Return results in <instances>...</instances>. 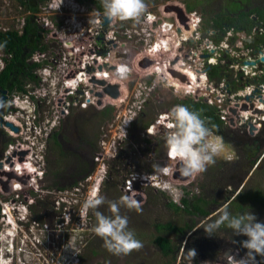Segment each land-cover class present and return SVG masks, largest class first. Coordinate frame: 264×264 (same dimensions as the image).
<instances>
[{
    "label": "rangeland",
    "instance_id": "obj_1",
    "mask_svg": "<svg viewBox=\"0 0 264 264\" xmlns=\"http://www.w3.org/2000/svg\"><path fill=\"white\" fill-rule=\"evenodd\" d=\"M16 1L19 2V0ZM144 2L147 5L145 13L152 15L148 17V22L153 20V16L157 20L167 22L168 27H172L171 38H169L174 42L176 39L184 37L189 29L184 28L183 24L182 26L178 25L177 13L168 10L169 7L175 6L184 9L185 13H196V17L201 19L200 29L202 30L210 26L214 16L225 15V10L230 3L235 4V7L243 11L240 16L244 19L248 20L257 15L264 17V0H144ZM14 4V0H0V27L2 29L7 28L8 15L5 16V12L9 8H14ZM48 4V0H40L36 18L44 16L46 19L49 16L50 20L53 17L60 19L59 17L62 16L47 13L49 11ZM80 5L87 8V6ZM188 8H191V12ZM185 16L187 17L186 14ZM84 19L87 20L86 17ZM40 20L43 22L42 19ZM144 20L145 18L142 16L135 21L112 20L113 22H110L109 25L115 24L114 27L111 28L108 25L110 32L111 29H116L113 35L117 37L119 35L118 31L121 32L123 28L129 29L130 33L134 35L136 33L132 29L137 28L141 35V40L136 41L135 39L129 41L128 38H120L115 43L110 39L111 37L106 39L107 42L111 41L107 53L109 54L112 51L109 61L114 59L111 57L115 56L117 52L110 49L111 45L114 46L118 42L127 47L126 53H130L129 59L122 61V64L127 66L128 69L124 73V79L118 81V76L115 75L114 78L111 77L113 80L110 78L111 81L108 79V82H106H112L119 86L120 99L131 96L128 102L122 105L119 100H112L108 94H102L104 85L103 89L93 86L97 91H93L90 96L88 93L91 87L88 83L86 84L88 86L83 87L81 90L88 91L89 89L87 94L91 101L84 96L85 93H80L84 96L81 102L88 103L87 109L82 108V105L76 107V103L79 101H71L72 106L67 113L64 107H61L63 96H66L67 90L61 86V82L59 83L60 73H58L57 86L55 82L49 81L44 86L47 89L44 93L48 96L42 95L44 99L36 100L37 104L39 103V107L37 105V118L35 120V117L32 118L41 125L42 132L38 133L35 143L34 140L29 141L34 143L35 147L26 142L25 138L31 135H29L28 127L25 120H23L26 132L22 131L20 133V137L23 136V139H19L21 143L29 145L37 153L35 159L37 156H42L43 151L48 154L45 160L42 161L46 174L44 179L39 182L40 188L36 186L40 190L34 192L31 188L26 187L23 192H19L20 197L16 193L5 197L9 204L13 200L20 203V200H23L26 196L31 199L27 206L26 222L23 220L24 222L20 223L18 218L21 217L15 214L20 228L15 233L32 234L33 237H38V245L31 246L29 243L34 242L32 239L16 238L12 241L10 238L3 240V236H6L8 230L11 229L7 223L12 222L9 221V217L7 222L3 213L4 201L3 204L0 203V249L7 248V246L4 248L7 242L9 246L10 244L18 246L22 254H28L29 256L25 260L22 256L23 264H235V261L243 257L247 251L241 246V242L246 237L234 235L233 230L229 229L226 224L212 230L210 233L205 232V227L218 219L225 209L231 216H238L251 211L259 221H264V205L253 203L249 198L259 193L264 199V159L259 163L255 161L252 167L251 162L245 160L236 149L237 158L233 162L217 159L216 163L207 167L205 172L190 179L184 178L182 174H179L181 177H176L177 175L169 176L168 190L142 186L144 183L141 182V179L145 176L157 174L166 166L168 168L172 166L174 171L175 167L180 164V161L177 165L170 163L171 160L177 159L172 156L169 157V150L165 141L166 134L162 131V128L156 131V138L153 139L146 138V129L155 123L159 115L178 105L180 100H193L196 98L172 91L168 86L170 80L166 78L164 70L163 72L159 71V67L155 69H157V73L162 72L165 81L158 76H151L153 63L147 68L140 66L145 61L150 62V59H157L158 63L166 64L167 67L172 69L176 66L177 69L179 67L178 62L173 66L169 62L177 58L176 54H180L179 52L182 49L177 48L178 50H174L170 48L168 51L166 48L158 55H154L153 58L147 57V55H150L147 48L148 46L150 48L151 41H145L147 33L146 30L142 31L146 29L142 26ZM42 22H40V25L43 24ZM138 23L140 29L137 27ZM50 28H52V25ZM53 32L54 30L43 37V43L47 44L51 50V58L57 57L56 51L59 50L56 47L62 44ZM110 32L109 35L112 36ZM105 33L108 34V32L102 31L100 35L103 36ZM100 35L98 37L101 38ZM94 41L95 44H99L97 37ZM191 47L193 46H185V48L183 46L185 50H189ZM67 51L69 52V50ZM68 52L67 56L70 57ZM74 56L76 55L74 54L71 57ZM168 63L170 66H168ZM70 64L69 72L74 73L80 69L79 61L75 62L72 58ZM108 66V69L114 68V65L109 64ZM131 76L133 78L130 81L128 91V82ZM140 86L145 90L152 88L153 93L146 103L144 111L131 125V128L125 130L129 132V135H126L123 129L126 123L131 120L128 116V110L134 103L137 104L138 102L135 101L132 95L139 90ZM48 90L50 93L47 92ZM9 93L11 94V92ZM10 94L3 90L0 91V159L6 158L10 148L9 144L15 142V138L5 130L7 128L12 133H15V131H12L7 125L5 126L3 121L1 122V117L6 115V111L9 110L6 101L9 99ZM95 99L100 101H95ZM62 108L64 111H62ZM106 110H109L108 115L104 113ZM13 115L16 116V114ZM18 118L20 119L19 116ZM49 120L53 123L49 124ZM53 126L55 127L53 128ZM215 134L223 136L225 141L233 146L234 142L231 138H238L237 133H233L229 128L222 125L219 132ZM101 139H105L109 143L110 152L108 155L106 152L103 153L104 159L98 160V156L102 152ZM257 139L264 143V132ZM55 140L62 147L56 145ZM114 144H116V148L119 147L120 149V157L116 160H113L114 153H111V150H115L111 148V145ZM262 146L264 147V145ZM16 152L13 156L7 157L9 164L24 158V155ZM27 153L30 154L31 152L28 151ZM103 163L109 165L108 175H106L107 180H105L100 195L105 202L95 210L90 209L86 217H82L80 215L81 206L93 192L96 193L93 189L94 182H88L87 180L96 175L93 179L95 181L98 172L102 170ZM178 169L179 171L176 174L181 173L180 167ZM104 174L98 179L99 181L102 180ZM10 179L16 181L13 177H10ZM136 179L138 182H135ZM153 179L156 180L157 178ZM129 181H132L135 186L132 191L127 190V187H132L128 186ZM160 181L156 180V182ZM78 187L81 189L79 190ZM122 196L131 197L138 205V209L131 210L121 205L119 215L127 217L128 230L134 233L135 238L141 241L143 246L128 255H114L104 247L103 240L92 231L96 223L94 211H99L105 216H113L109 203L119 202ZM240 196L248 197L249 200L248 198H239ZM2 198L4 199L0 195V199ZM184 199H188L191 204H199L208 212V215L201 217L196 212L188 213L183 205ZM30 202H32L31 205ZM15 205L18 206L17 204L12 206ZM175 206L180 207L182 210L177 211ZM8 209L11 211L10 207ZM24 223L28 225H24ZM169 224L182 229V232L159 231L158 227ZM159 237L169 241L171 247L175 249L176 252L172 256L166 257L162 254L156 245V240ZM190 249H195L197 253L195 259L189 257ZM257 258L260 259L261 264H264V257L258 256Z\"/></svg>",
    "mask_w": 264,
    "mask_h": 264
},
{
    "label": "built area",
    "instance_id": "obj_2",
    "mask_svg": "<svg viewBox=\"0 0 264 264\" xmlns=\"http://www.w3.org/2000/svg\"><path fill=\"white\" fill-rule=\"evenodd\" d=\"M182 10L184 14H190L185 13L184 9ZM150 16L152 15H150L149 13H146V15L144 16L145 20L143 21L142 26L146 29H143L142 31H149V29H152L151 26L155 22H157V19L155 17L152 18L153 20L151 22H148V17ZM195 19L196 21H193V19L189 18V20L185 23L187 29H189L188 23H191L193 30L190 34V37L188 39L183 40L182 42L177 41V43L174 45H176V47L182 48L180 51L181 57L178 58V61L184 60L182 62L188 63L189 66L194 67L197 70L199 74L198 77L202 78L206 82V88H204L206 92L201 93L200 91H198L197 94H191L186 96L196 97L195 99H193V101L201 102L210 107H213L215 110V115L220 121L221 125L226 128H229L230 131H233V133H237L238 137H245L246 140H257L258 136L262 132H264V26L260 22H258L255 17H251L249 18V20L252 21V28L250 33L246 35L243 33V31H237L233 29H229L225 32H219L211 28L201 30V19L196 16ZM163 21L161 22V29H159L157 26V30L155 29L154 32L151 31V33H147L145 37V41L147 42L151 41L150 38H152L153 47L155 48L158 43L154 40L153 36L159 35L160 33L162 34L165 31V23ZM178 25L182 26L179 21ZM110 33L112 34V36L108 35V37L110 36L112 40L117 43L115 41L117 36L113 35L114 31L112 30ZM138 39L141 40V35L139 33L138 37H135V41ZM118 44L121 45V42H118ZM183 46L184 48L185 46L193 47H191L189 50H185ZM114 57L115 56L113 55L111 58ZM147 57L151 58L150 55H147ZM99 58L105 59L102 56H100ZM6 64L7 56L5 52L0 49V74L3 72L4 68L6 67ZM207 66L210 67L208 70H206ZM215 67H217L218 72L220 71L221 73L217 74V77L210 78V69ZM70 73L71 72H69V74ZM213 79L215 80L213 81ZM66 83L69 84L70 81H66ZM84 91L87 94L88 91ZM73 92L74 90H70L66 92V95L71 94ZM152 93V88H148L145 90L142 86H140L139 90H137L135 94L132 95L135 101H138V105L134 103L133 106H131V108L128 110V116L131 119L135 118V116L139 117L138 115H140L141 112L144 111L146 103L148 102H146V98L147 100L150 99ZM129 97L131 96H126L125 98L119 99L120 103L124 105L125 102L129 101ZM12 100L16 101V97L12 99L9 97V99L6 101L8 106L12 105ZM89 101H91V99ZM70 103V101H66L61 106L64 107V110H66L67 113L69 108L72 106ZM79 105H82V108L84 109H87L88 107V103L85 102L76 103V107ZM64 110L62 108V111ZM170 111L171 110L166 111V113H164L166 115H159L155 123L149 126L146 129L145 133L152 132V129L157 123L160 122V120H162L163 123L164 116L167 119L165 127H161L162 131L165 134L171 131L167 129L168 125L170 123H173V121L169 117ZM8 117L15 118L17 120V123L14 125L16 127H19L20 132L12 133L7 128L5 130L7 131V133L12 135L13 138H15V142L9 144L10 148L8 149V154L6 158L0 159V195L4 197V199L2 198L3 200L0 199V203L3 204L4 201L3 213H6L8 209L7 205L9 204V201L5 197L11 195L12 193H16V195L20 197L19 192L23 188L34 184L35 181L38 179V177H36V173L34 172V175L31 177H29V175L27 174H24L20 178H15V183L14 181H11L12 179H10V176L5 174L7 172L3 171L4 166L5 168L7 166H10L7 157L13 156L15 151H19L22 155V153H24L23 150H28L31 153L28 154L26 152L28 155L24 157L25 161L23 162V166L25 165V167H28L27 164L30 163V166H33L36 170H38L39 168V166L37 168V165L35 163L36 155H34L33 153L34 150H32L29 145H33L35 147L34 143L36 139V134L40 132V129L36 127L34 131L36 134L34 133L35 135H33L31 133L32 129L28 127L27 131L29 130V135L31 136L25 139L26 142L29 143V145H25V143L22 144L19 140L20 133H22V131L24 133L26 132L24 130L23 123L19 119H17V117L12 113L6 114L4 116V119ZM126 127L127 125L124 127L123 131L127 130ZM11 130L14 131L12 128ZM157 130L159 129H156V131ZM125 132L126 135H129V132ZM21 138L23 139V136ZM153 138H156V136L152 137V139ZM29 141H33L34 143H31ZM100 145L102 152L98 156V160L104 159L105 156L103 155V153L106 152V154L108 155L110 152L109 143L105 139H101ZM111 148L115 149L111 150V153H114L113 160L118 159L120 157L119 147L116 148V144H114L111 145ZM263 159L264 150H262L261 155L259 156V162ZM21 160L22 159L16 162L19 163ZM170 163H175L177 165L178 160L173 159ZM103 164L104 165H102V170L100 172L105 173L104 175L106 176L108 175L107 171L109 165H107L106 163ZM172 171V166H169V168L166 166L157 174L145 176L141 179V182L144 183L142 186L145 188L157 187L168 190L169 179L171 175H175L176 172L179 170H176L175 167V170L173 172ZM153 178H157L156 180L161 181L156 182V180ZM145 181H147V183ZM135 182H138V180L136 179ZM158 183H160V185H158ZM128 186H132L127 187L128 191H132L135 188L132 181H129ZM7 188L9 189L8 191H6ZM78 189L80 190L81 188L78 187ZM11 204L14 203L12 202Z\"/></svg>",
    "mask_w": 264,
    "mask_h": 264
},
{
    "label": "clouds",
    "instance_id": "obj_3",
    "mask_svg": "<svg viewBox=\"0 0 264 264\" xmlns=\"http://www.w3.org/2000/svg\"><path fill=\"white\" fill-rule=\"evenodd\" d=\"M101 3L104 9V16L113 20L135 21L138 20L147 10V5L145 4L144 0H101ZM68 66L69 63L56 65V78L58 76V73H60L61 77L69 72ZM127 71L128 69L124 66H121L119 68V72L121 74L126 73ZM77 76H75V78ZM48 77L53 78L50 81H56L53 77L52 70H48ZM66 81L64 82L62 87L67 90L68 84L66 83ZM46 82L47 81L45 80L44 83ZM57 84L58 83L56 81V86ZM85 86V84H77L72 89L74 90L73 93L63 96L64 99H62V103L63 100L66 102L67 99L69 101L81 102L80 99H83L84 96H86L87 98V94L85 93V91L84 96L80 94L81 87ZM46 90L47 89L43 88L41 91H38L36 95L28 97L27 100L24 99L21 101L19 97L18 99H16V101L12 100V105L8 106L9 111H11L12 109L16 110L17 119H19V116L21 119H19L20 121L25 120V122H27L26 126L32 129L31 133L33 135L36 134L33 131V127L37 126L38 128V123L34 121L37 118V105L39 107V103L37 104L36 100L44 99L42 95L48 96L46 93H44L46 92ZM47 92H49V90ZM10 98L12 99V97ZM148 100L146 98V102ZM32 117H35L34 120ZM169 117L173 121V123H170L168 125L171 131L166 133V146L169 150L170 156L180 161V172L183 176L193 177L199 175L205 172L207 170V167L214 165L217 159H224L227 162H233L237 158L235 147L232 144L226 142L223 136L216 135L211 128L207 127L205 121L202 120L196 112L190 111L184 105H176L171 109ZM137 118L138 117L135 116V118L131 119L126 129L131 128V125ZM4 123L7 124L5 121ZM50 123L51 122H49V124ZM12 125L14 126V124ZM54 127L55 126H53V128ZM16 128L19 129V127ZM39 129L40 132H42L41 125ZM37 135L38 133L36 134V138ZM34 155H37V153L34 152ZM46 155V151H43V155H40L41 157L37 156L36 158L35 163L37 165V168L40 165V169L38 168V170L35 171L36 177H38V182L43 180L44 175L46 174L44 172L45 167L42 165V161L45 160ZM5 174H8V172ZM24 174L27 173L21 172V174H16L17 177L13 178H20ZM38 187L40 188V186ZM28 188H31V190H34V192L40 190L39 188H36V182L32 185H29ZM24 189L25 188H23L20 192H23ZM94 191H96V193H92L91 196L87 198L81 206L80 215L82 217H86L90 209L95 210L105 202L104 198L100 197V184L95 187ZM23 200H20V203H15L18 206H12L13 204L7 205V207H10L11 209V216L14 219V222H8V217L10 216L6 211L4 215L6 216V220L8 222L7 224L11 227V229L8 230L6 236H3L4 240L11 238V240L14 241L16 238H21L18 235L22 233L15 232H18V229H20L18 227L19 222H24L23 220H25L26 222V218L28 215L27 207L22 203ZM31 204L32 203H30V205ZM121 205L128 208L129 210L134 208L138 209V205L131 197L122 196L119 202L109 203L110 211L114 214L113 216H105L99 211H94L96 223L93 226L92 231L96 236L103 240L104 247L114 255H128L134 250H139L143 246L141 241L135 238L134 233L128 230L127 217L119 215V207ZM15 214L21 217L18 218L19 222L16 220ZM224 224H226L229 229L233 230L234 235L246 237V239L241 242V246L247 251L245 252V255L243 257L235 261V264H258L257 257H264V221H259L256 215L251 211L246 214L231 216V214L225 209L222 211V214L219 215L218 219H216L212 224H209L205 227V232L210 233L212 230L218 229L221 225ZM24 225L28 224L24 223ZM6 246L7 248H5ZM4 248V250L0 249V264H23V261L21 259L22 256L24 260L29 257L28 254H22V251L19 250V247L15 246L14 244H10L9 246V243L7 242V245H5ZM188 255L190 258L195 259L197 253L195 249H190Z\"/></svg>",
    "mask_w": 264,
    "mask_h": 264
},
{
    "label": "flooded vegetation",
    "instance_id": "obj_4",
    "mask_svg": "<svg viewBox=\"0 0 264 264\" xmlns=\"http://www.w3.org/2000/svg\"><path fill=\"white\" fill-rule=\"evenodd\" d=\"M10 1H13V0H10ZM48 1H49V4H48L49 11L47 13H55L56 16H62V17H59L60 19H58V17H57V19H56V17H53L50 20L49 16L46 17V19L44 16H42L41 18H36L37 12L39 11L40 0H19V2L14 0L15 7L9 8L5 12V16L8 15V17H7V28L2 29V27H0V34L1 33H5V34L7 33V34H10L11 37H14V35L17 34V37L19 39H22L23 41L27 40V42L25 41V43L22 45V53H21V60L22 61H21V63L22 64L25 63V67H28L27 65H31V66L35 65L32 69L26 68V71L31 72V74L33 75L32 77H30L29 75H23V74L17 76V79L20 82L22 90H19L18 86H15V88L11 89L13 91H11L10 89L5 90L6 92H8V94H10L9 92H11V94L9 95L10 97H12V98L16 97V99L20 97L21 101L24 99L27 100L28 97H30L32 95H36V93H38V91H41L44 88V86L46 84H48V82L50 80L53 79V78L48 77V70H52L53 77L56 80V73L54 74V72H56V65L65 64L68 61L71 63L72 58L75 62L79 61L80 69L78 71H75L74 73L71 72L69 74V72H67L66 74H64V76H61L59 79L60 81H62L61 86H63V84H64V79H62V78H66V79L75 78V76H77V75L79 77L86 78V79L90 80L91 82L100 84V82H102V81L100 79L95 78L96 77V71H99V70L102 71L103 69H105L106 65H102V64L107 63L108 61L106 62V60L102 59V58L99 61V57L102 56L104 58H107L108 56H110V53H111L110 52L109 55H107V53L109 51L108 47H110L109 45L111 44V41L107 42L106 39H107L109 32H110L109 26H111V28H113L115 24L109 25L110 22H108V23L106 22V19H105L106 17L104 16V10H102L103 6L101 3V0H48ZM80 4L87 6V8L81 7ZM228 6L229 7H227L225 10L226 14L220 15V16H229V17H239L240 18V14H241V12L243 13V11H241L240 8L235 7V4H233V3H230ZM41 8H43V7H41ZM0 13H1V11H0ZM145 15H146V13H144L142 15V17L144 18ZM84 17H86L87 20H85ZM153 17H155V16H153ZM40 19H42L43 22ZM241 19H244V18H241ZM162 21L163 20H157V22H155L151 27L155 28V27L161 25ZM40 22H42L43 24L40 25L41 24ZM111 22H113V21H111ZM142 24H143V21H142ZM165 24H167V22H165ZM51 25H52V28H50ZM137 27L140 29L139 23L137 24ZM207 28H211V29H214L216 31H219V29L213 27L211 25V23H210V26ZM229 29H233V30H237V31L238 30L243 31V33L246 35L249 34L251 31V28H249V30H247L246 26L243 27V25H240L238 27L222 26L220 31L225 32ZM53 30H54L53 33H54L55 37L59 40V42L62 43L61 45L56 47L57 50H59V51H56L57 57H55V58H51L50 48H48L47 44L43 43V37L47 33H49L50 31H53ZM111 30L116 32V29H111ZM99 31L100 32L105 31V32H108V34L105 33V35L102 36V35H100ZM132 31H134V33H136V35L131 34L129 29L123 28V30H121V32L118 31L119 35H118V37H116L115 41L116 42L119 41L120 38H124V39L128 38L129 41L134 40L135 37L136 38L138 37L139 32H138L137 28L136 29L133 28ZM99 35L101 36V38L98 37ZM86 36H88V38H86ZM25 37H27V38H25ZM95 37H97L99 39V44H95L96 43L94 41ZM34 45L37 47L36 50H34V48H33ZM84 46H87V48H84ZM115 46L117 47V44H115L114 46L111 45L110 49L115 48ZM102 48H105V49H102ZM0 49H2V48H0ZM2 50L5 52V54L7 56V64H6V67H7L8 64L14 60L15 53L11 49L10 50L2 49ZM67 50H69V52ZM67 52H68V55H70V57L67 56ZM74 54L76 56L71 57ZM128 54L130 57L129 52H128ZM70 63H69L68 67L71 66ZM94 64H96L98 66H94ZM92 66L95 67L96 69H94ZM215 68H217V67H215ZM219 73H221V72L219 71L218 74ZM100 74H102V73H100ZM158 75L163 76L162 72H158ZM106 76L111 78L109 75H106ZM165 76H169V75L166 73ZM132 78H133L132 76L129 77L128 91H129V84H130V81L132 80ZM45 80L47 82L42 83ZM120 80H123V79H120ZM32 83H34V84H32ZM94 83H92V84L94 85ZM55 85H56V81H55ZM89 85H90V82H89ZM93 85H91V86H93ZM101 85H102V83H101ZM86 86H88V85H86ZM82 88L83 87H81V89ZM88 91H89V89H88ZM81 92L84 93L83 90H81ZM92 92L89 91L88 94L91 96ZM89 99H90V97H89ZM80 100H82V99H80ZM95 100L98 101L97 99H95ZM64 102L65 101L63 100V103ZM62 104H61V106H62ZM6 113L7 114H9V113L16 114V110H13V109L11 111L8 110V112L6 111ZM2 121L6 122L8 120L4 119V116H2L1 122ZM49 122L53 123V121H51V120H49ZM10 123L16 124V119L13 118V120H11ZM22 123H24L23 120H22ZM25 124H27V122H25ZM126 125H128V122L126 123ZM36 127L35 126L33 127V131H35ZM39 127H40V124H38V128ZM152 137L153 136H149V139L150 138L152 139ZM231 139L234 142V147H235L236 151L238 150L239 154L242 155L245 160H247L250 163V162L256 160V158H257V163H259V156L261 155V152L264 148L262 146V145H264V143H262L259 139H257V140H246L245 137H238V138L232 137ZM26 152H28V151H26ZM18 153H20V152H18ZM47 155H46V157H47ZM169 157H170V154H169ZM24 161H25V158L23 159V161L21 160V162H24ZM15 164H16V162L10 164V166H7L6 168L4 166L3 171L8 172V173H16L17 175H19L15 169ZM25 168H29V166L25 167ZM32 168L33 169L30 168V170L35 172L36 169L34 167H32ZM25 172L29 173L30 171L26 170ZM100 174L102 175L104 173L98 172L97 177H95L96 178L95 181L93 179H94V176H96V175L91 176V178H88L87 181L88 182H94L93 183L94 184L93 189H95V187L100 183V195H101V189L105 183V180H107V178L104 175L102 180L99 181L98 178H99ZM29 176H32V175H29ZM35 182H36V186H40L38 179ZM243 186H245V185H243ZM239 192H240V190H239ZM10 200H12V199H10ZM30 200L31 199L28 196H26L24 198V200L22 201V203L25 204L27 207L28 202ZM13 203L15 204L16 200H13ZM30 203H32V202H30ZM7 212L8 213L10 212L9 215L12 214V212L10 210L8 211V209H7ZM197 215H199L201 217H206L200 213H197ZM9 221H10V217H9ZM18 236L23 238V239H26V240H28V239L34 240V242L29 243L31 246H33V245L35 246V245L39 244V241H38L39 238L36 236L33 237L32 234L22 233ZM0 240H1V238H0ZM3 240H4V238H3Z\"/></svg>",
    "mask_w": 264,
    "mask_h": 264
},
{
    "label": "trees",
    "instance_id": "obj_5",
    "mask_svg": "<svg viewBox=\"0 0 264 264\" xmlns=\"http://www.w3.org/2000/svg\"><path fill=\"white\" fill-rule=\"evenodd\" d=\"M94 2V1H93ZM95 3V2H94ZM102 10L103 7H102ZM188 10L191 12V8H188ZM196 16V15H195ZM257 20L264 26V17L257 15ZM242 17H229V16H220L216 15L212 18L211 20V25L215 28L220 29L222 26H233V27H238L240 25H243V27L246 26L247 30L249 28H252V21L247 20V19H241ZM29 33V32H28ZM27 38V37H25ZM17 37V34L14 35V37H11L10 34H5L1 33L0 34V48L2 49H8L12 50L15 53L14 60L8 64V66L5 68V70L0 74V90L5 91L6 89H13L15 86L19 87V90H22V87L20 85V82L17 79V76L23 74V75H29L32 77L33 75L31 74L30 71H26V68L32 69L35 65H27L28 67H25V63H21V53H22V45L27 42V40L23 41L22 39H19ZM34 50L37 49V47L34 45L33 46ZM24 62V61H23ZM218 74V69L217 68H211L209 72V77H217ZM13 79V80H12ZM13 91V90H11ZM178 105H184L186 106L190 111L196 112L202 120L205 121L206 126L211 128L215 133L219 132L221 123L218 120V118L215 115V110L213 107H210L204 103L201 102H195L191 99L189 100H180ZM106 115L109 114V110L104 111ZM56 145L59 147H62L61 144H59L58 141L55 140L54 142ZM63 153V152H62ZM181 174V173H180ZM239 198L242 199H247L248 197L240 196ZM251 202L259 204V205H264V199L263 197L258 193L255 194L254 196L249 197ZM248 198V200H249ZM183 205L186 207L188 213H200L204 216L208 215V212L204 210L202 206L199 204H191L188 199L183 200ZM175 209L177 211L182 210L180 207L175 206ZM159 231H169L171 233H181L182 229L174 226L173 224H169L166 226L158 227ZM156 245L158 248L161 250L162 254L166 257H170L174 254L175 249L171 247L170 242L167 241L164 238L159 237L156 240ZM258 264L260 263V259L257 258Z\"/></svg>",
    "mask_w": 264,
    "mask_h": 264
},
{
    "label": "bare ground",
    "instance_id": "obj_6",
    "mask_svg": "<svg viewBox=\"0 0 264 264\" xmlns=\"http://www.w3.org/2000/svg\"><path fill=\"white\" fill-rule=\"evenodd\" d=\"M196 14L195 13H190L189 15H187V18L189 19V18H191V19H193V21H196V19H195V17H193V16H195ZM185 16V15H184ZM186 17V16H185ZM112 21V20H111ZM166 21H168V20H166ZM168 22H171V21H168ZM168 25L169 24H165V31L161 34H159V35H154L153 36V38H154V40L155 41H157V43H158V45H156V48L155 47H153V42H152V38H150V40H151V46H150V49H149V46H148V52H149V54H150V57L151 58H153L154 57V55H158L159 53H161V51H163V49L165 50L166 48H167V50L169 51V49L170 48H172V49H174V50H176L177 48L179 49L180 47H176V45H174V44H176L177 43V41H183V40H185V39H188L189 37H190V35L189 34H191V32H192V26H191V23L188 25L189 26V31H188V33H187V31H186V33H185V35H184V37H181V38H179V39H176V41L174 42V41H171L170 40V38H171V30H172V27L170 28V27H168ZM167 26V27H166ZM158 28L159 29H161V25H159L158 26ZM157 30V27H153L152 29H149V31H147L146 33H151V31H153L154 32V30ZM168 30H170V31H168ZM110 37V36H109ZM170 37V38H169ZM111 40H112V38H110ZM110 42V41H109ZM84 48H87V46H84ZM80 49V48H79ZM177 49V50H178ZM112 50H116L117 52H121V53H123V52H127V47H125V45L124 44H121V45H119V44H117V47L115 46V48H112ZM112 52V51H111ZM180 53V52H179ZM176 56H177V58H179V57H181V55L180 54H176ZM109 58H110V56H108L107 58H105V60L106 61H108L107 63H104V64H102V65H106V68L105 69H103L102 71H96V77L95 78H97V79H100L104 84V86L106 87V84H114V83H112V82H109V83H106V82H108V79L110 80V78L108 77V76H106V75H109L110 77H112V78H114V76L115 75H117L118 77H117V80L118 81H120V79H124V73L123 74H121L120 72H119V68L121 67V66H124V67H126L127 68V66H125L124 64H122V61L123 60H121V59H113V60H110L109 61ZM101 60V58H99V61ZM152 61V63L154 64L153 66H152V68L151 69H153V71H152V73H150V75L151 76H158V77H160V78H162L163 79V81H165V78L164 77H162V76H160V75H158V73H157V69H155V68H157V67H159V71H162L163 72V70L172 78H170L169 76H166V78L168 79V80H170V85L168 84V86H169V88L170 89H172V91L174 90L175 92H178V93H181V94H183V95H191V94H197V92L198 91H200L201 93L202 92H206L205 91V89L204 88H206V82L202 79V78H200V77H198L199 76V74H198V72H197V70L194 68V67H191V66H189V64L188 63H185V62H182V61H184V60H180V61H178V63L177 64H179L178 66V68L176 69L175 67H174V70L175 71H177V72H179V73H181V74H183V75H185V77H186V82H180V81H178L177 79H175V78H173V76L168 72L169 71V69H170V67H167V65L166 64H160V63H158L159 61L157 60V59H150V62ZM109 64H111V65H114V68L113 69H108V65ZM176 64V65H177ZM94 66H98V65H96V64H94ZM168 66H170L169 65V63H168ZM100 73H102V74H100ZM106 74V75H105ZM133 77V76H132ZM111 78V79H112ZM175 79V80H174ZM66 80H70V83L67 85L68 87H67V91L69 90H72L77 84H88L89 82L88 81H90V80H88V79H86V78H82V77H76V78H69V79H64V82L66 81ZM113 80V79H112ZM200 80H202V81H200ZM111 81V80H110ZM60 82H62V81H60ZM92 83H94V82H91L90 81V85H89V87H91L90 88V91L92 92V91H97V89L95 90V88H93V86L95 85L96 87H101V89H103L104 88V90H105V87H103V85H101V84H97V83H94V85L92 84ZM91 85H93V86H91ZM115 85H117V84H115ZM71 86V87H70ZM103 87V88H102ZM104 90H102V94H107L106 93V91H104ZM120 90V89H119ZM104 92V93H103ZM88 96V95H87ZM110 96V95H109ZM108 97V96H107ZM111 97V96H110ZM106 98V97H105ZM109 98V97H108ZM112 98V100H119L120 98H121V93H120V96L118 97V98H113V97H111ZM100 100H101V98H100ZM100 100H98V101H100ZM102 100H103V98H102ZM105 100V99H104ZM115 103H117V102H115ZM123 103V102H122ZM164 115H166V114H164ZM8 121H6V123H10V121L11 120H13V118H10V117H8V118H6ZM158 119V118H157ZM166 117L164 116L163 117V123H162V120H160V122L159 123H157L155 126H154V128L152 129V132H149V133H146V138L147 139H149V136H153V137H155L156 136V129H159V127L161 128V127H165V124H166ZM16 123H17V120H16ZM129 123V122H128ZM128 129V128H127ZM167 129H169V130H171L169 127L167 128ZM26 151H28V150H23V152H26ZM19 151H17L16 153H18ZM179 162V161H178ZM15 163V162H14ZM28 166H29V168H25V165L23 166V162H19V163H17L16 162V164H15V169H16V171H17V173L18 174H21V172L23 173V172H25V170H29L30 172V174L28 173V172H26V173H28L29 175H32L33 176V174H34V171H32V170H30V168L31 169H33L32 167L33 166H30V163H28L27 164ZM176 170H179L178 169V166L176 167ZM178 172V171H177ZM177 174H180V173H177ZM176 175V174H175ZM181 175V174H180ZM102 175H100L99 176V178L101 177ZM98 178V179H99ZM8 211H9V209H8ZM10 213V212H9ZM10 216V220H11V222L14 220L13 218H12V216H11V214L9 215ZM14 222V221H13ZM12 222V223H13Z\"/></svg>",
    "mask_w": 264,
    "mask_h": 264
},
{
    "label": "water",
    "instance_id": "obj_7",
    "mask_svg": "<svg viewBox=\"0 0 264 264\" xmlns=\"http://www.w3.org/2000/svg\"><path fill=\"white\" fill-rule=\"evenodd\" d=\"M168 10H171V11H174L177 13V16H178V19L180 21L181 24H183L185 26V28H187V26L185 25V23L188 21L187 17H185L184 15V12L182 9L178 8V7H169L167 8ZM166 10V11H168ZM106 19V22H111L112 19H109V18H105ZM129 58V54L126 53V52H123V53H117L114 57V59H121V60H125V59H128ZM178 61L177 58H175L174 60H171L169 63L171 66H173L176 62ZM152 64V62H149V61H145L143 63H141V67H144V68H147L149 67L150 65ZM210 67L207 66L206 67V70H208ZM169 73L173 76V78L177 79L178 81L180 82H186V77L185 75L175 71L174 69L170 68L169 69ZM102 83V85L104 84L103 82H100V84ZM105 91L106 93H108L111 97L113 98H118L120 96V90H119V86L118 85H113V84H106V87H105ZM8 126H10L13 130H15L16 132L19 131L18 128L14 127L11 123H7ZM24 156L27 155V153H23ZM24 158H22V161H23ZM257 161V158L256 160L252 161L251 162V166L253 167L254 166V162ZM181 167V164H179L178 168ZM8 176L10 177H17L15 173H8L7 174ZM177 176L176 177H181L179 176V174H176ZM184 178L186 179H190L191 177H186L184 176ZM6 186V184H5ZM9 189L7 188L6 191H8Z\"/></svg>",
    "mask_w": 264,
    "mask_h": 264
},
{
    "label": "snow or ice",
    "instance_id": "obj_8",
    "mask_svg": "<svg viewBox=\"0 0 264 264\" xmlns=\"http://www.w3.org/2000/svg\"><path fill=\"white\" fill-rule=\"evenodd\" d=\"M93 194H95V192H93Z\"/></svg>",
    "mask_w": 264,
    "mask_h": 264
}]
</instances>
